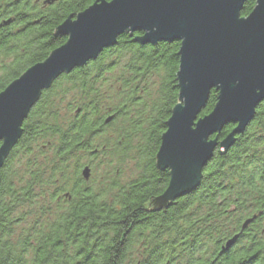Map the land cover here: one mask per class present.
<instances>
[{"label":"trees","instance_id":"trees-1","mask_svg":"<svg viewBox=\"0 0 264 264\" xmlns=\"http://www.w3.org/2000/svg\"><path fill=\"white\" fill-rule=\"evenodd\" d=\"M95 1H0V93L64 45L57 28ZM254 5L245 2L240 18ZM141 35H121L59 77L30 111L0 172V264H178L182 247L223 242L246 206L264 201L263 102L231 147L215 150L195 189L154 206L170 179L156 154L178 104L180 42L141 45ZM216 102L211 91L200 117ZM103 161L108 171L94 179ZM112 163L132 164L134 176L109 173Z\"/></svg>","mask_w":264,"mask_h":264},{"label":"water","instance_id":"water-1","mask_svg":"<svg viewBox=\"0 0 264 264\" xmlns=\"http://www.w3.org/2000/svg\"><path fill=\"white\" fill-rule=\"evenodd\" d=\"M247 1L97 0L70 16L56 30L65 44L0 93V172L43 91L96 60L121 35L141 33L136 39L141 45L180 42L178 104L156 154L157 168L168 170L170 179L154 206L165 207L188 194L199 185L215 150L226 152L264 102V0H255L249 15L240 18ZM211 91L217 102L200 117ZM228 125L234 129L218 141ZM81 174L88 180V168Z\"/></svg>","mask_w":264,"mask_h":264},{"label":"flooded vegetation","instance_id":"flooded-vegetation-1","mask_svg":"<svg viewBox=\"0 0 264 264\" xmlns=\"http://www.w3.org/2000/svg\"><path fill=\"white\" fill-rule=\"evenodd\" d=\"M246 208L248 212L223 242L209 249L197 247L196 253L191 254L185 253L182 247V254L177 256L178 264H264V201L249 203ZM228 242L231 244L227 248Z\"/></svg>","mask_w":264,"mask_h":264},{"label":"rangeland","instance_id":"rangeland-1","mask_svg":"<svg viewBox=\"0 0 264 264\" xmlns=\"http://www.w3.org/2000/svg\"><path fill=\"white\" fill-rule=\"evenodd\" d=\"M153 92L154 93L156 92V87L153 88ZM102 163H104V165H102V167H99L93 171V176L95 177L94 179H96L98 176H101V172L103 174H105L106 171H108V169H107L108 167H106L105 162L103 161ZM109 170H110L109 173H114V172L116 173V171L120 172L121 173V179L123 181L129 180L130 178H132L134 176L133 166L130 163L126 164V165H118L116 163H112V166L109 167Z\"/></svg>","mask_w":264,"mask_h":264}]
</instances>
